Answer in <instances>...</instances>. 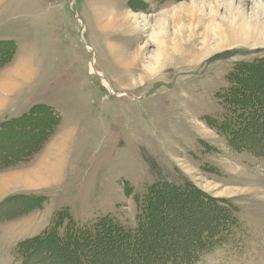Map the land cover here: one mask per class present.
Instances as JSON below:
<instances>
[{"label": "rangeland", "instance_id": "obj_1", "mask_svg": "<svg viewBox=\"0 0 264 264\" xmlns=\"http://www.w3.org/2000/svg\"><path fill=\"white\" fill-rule=\"evenodd\" d=\"M7 40L16 55L0 68V81L12 83L0 90V124L37 104L52 106L61 121L32 160L0 178L33 169L57 141L60 162L49 183L0 189V264H22L18 244L60 211L81 225L109 215L136 226L137 197L163 179L193 182L236 207L230 238L193 264H264V134L252 132L256 145L236 150L209 123L225 111L219 94L236 64L264 57V0H0V41ZM259 72L262 83L250 89L264 93ZM37 137L6 138L0 157L32 148ZM174 208L158 221L166 233L152 244L157 254L195 240L201 215L212 213L198 204ZM108 244L100 264L118 259L111 252L119 246ZM45 246L60 264H78L69 248Z\"/></svg>", "mask_w": 264, "mask_h": 264}, {"label": "trees", "instance_id": "obj_2", "mask_svg": "<svg viewBox=\"0 0 264 264\" xmlns=\"http://www.w3.org/2000/svg\"><path fill=\"white\" fill-rule=\"evenodd\" d=\"M15 55L14 41H0V68L12 62ZM262 70L264 71V57L254 62L236 64L227 77L231 86L224 94H219L225 111L220 119L209 118L210 125L224 133L229 144L236 150L241 149L242 145L248 144L251 147L256 145L254 136L250 135L252 132L264 134V93L260 91L255 93L250 89L253 84L262 83V78L258 76ZM60 121V115L52 106L37 104L24 115L2 122L0 124L2 143L6 138H15L32 131L38 133V137L32 148L30 146L25 148L27 151L12 152L8 156L0 157V170L32 160L45 147L50 136L56 134ZM35 125L41 128L33 129ZM259 137L264 138V135ZM260 155H264V151H260ZM196 199L202 200L203 204ZM137 202L139 213L134 227L125 226L109 215L81 225L67 211H60L40 235L18 244L20 253L18 251L17 253L22 259V264H60L52 252L42 249L46 247L45 243L69 248L74 252L78 264H100L104 259L98 253L102 243H116L119 246L120 250L111 252L115 256L118 255L115 264H193L205 252L225 243L238 223L237 214L233 210L236 207L232 202L208 197L190 181L158 180L137 197ZM180 203H190V206L205 205L212 209V213L201 215V219L206 223L203 224L201 233L197 234L195 231L192 234V239L194 236L195 240L178 239L177 244L171 246L168 251L163 250L157 254L152 244L165 238L166 233L164 229L158 227V221L167 216L168 209L177 210L174 207ZM177 225L172 223L167 228L174 231ZM189 229L194 228L191 226L186 228ZM185 242L187 247L181 249ZM49 255L53 257L50 258Z\"/></svg>", "mask_w": 264, "mask_h": 264}, {"label": "bare ground", "instance_id": "obj_3", "mask_svg": "<svg viewBox=\"0 0 264 264\" xmlns=\"http://www.w3.org/2000/svg\"><path fill=\"white\" fill-rule=\"evenodd\" d=\"M114 12V11H111ZM111 13H105V15H109ZM101 16L99 19L103 22L104 19ZM115 15V13H113ZM113 23V22H112ZM109 24V23H108ZM159 54L161 56L164 55V44L159 43ZM158 62L160 58H157ZM105 83H107L105 81ZM12 86V83H9L7 81L2 82L0 81V90L1 89H7L8 87ZM54 148V149H53ZM53 150H51L48 155H45L43 160L34 167L33 169H30L28 171L16 173L11 176H6L3 178H0V189L11 187L13 185H26V186H38L42 184H46L51 182L53 179L57 178V170L59 168V162H60V157H59V148H58V141L57 143L53 146ZM51 149V148H50Z\"/></svg>", "mask_w": 264, "mask_h": 264}, {"label": "crops", "instance_id": "obj_4", "mask_svg": "<svg viewBox=\"0 0 264 264\" xmlns=\"http://www.w3.org/2000/svg\"><path fill=\"white\" fill-rule=\"evenodd\" d=\"M40 157H38V159L36 160V162L31 166V168L39 161ZM29 169V168H28ZM26 170V169H24Z\"/></svg>", "mask_w": 264, "mask_h": 264}]
</instances>
